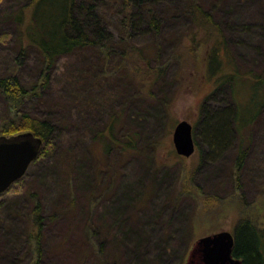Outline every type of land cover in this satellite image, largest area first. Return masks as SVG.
Masks as SVG:
<instances>
[{
	"label": "rangeland",
	"instance_id": "rangeland-1",
	"mask_svg": "<svg viewBox=\"0 0 264 264\" xmlns=\"http://www.w3.org/2000/svg\"><path fill=\"white\" fill-rule=\"evenodd\" d=\"M24 2L0 0V78L17 77L29 91L41 83L38 55L29 48L17 64L18 32L11 17ZM200 3L226 43L221 69L229 72L232 58L240 71L264 81V0ZM163 16L158 33L143 23L129 29L127 38L137 49L153 43L157 48L156 59L143 65L156 71L150 85L130 76L138 65L134 70L125 60L86 49L44 70L50 82L38 95L12 99L0 89V135L4 124L24 111L55 119L44 154L0 193L1 257L26 254L22 244L35 238L29 226L37 210L42 249L29 251L26 259L39 255V264H77L80 257L99 264L98 253L101 261L117 264H184L198 238L232 232L240 218L264 224V108L241 135L233 131L229 144L214 152L202 133L201 107L209 114L227 107L233 100L229 87L212 90L204 76L205 45L187 43L186 16ZM113 32L119 41L121 32ZM238 92L237 99L247 98L246 89ZM115 113L121 118L111 135L134 139L131 152L114 144L104 153L105 140H94L100 135L108 140ZM182 119L193 126L195 151L188 158L176 153L172 140Z\"/></svg>",
	"mask_w": 264,
	"mask_h": 264
},
{
	"label": "trees",
	"instance_id": "trees-1",
	"mask_svg": "<svg viewBox=\"0 0 264 264\" xmlns=\"http://www.w3.org/2000/svg\"><path fill=\"white\" fill-rule=\"evenodd\" d=\"M24 1L11 14L12 19L15 20V31L18 32L17 48L20 51L15 60L20 58L17 63L20 66L23 62L21 61L23 54L29 48H34L38 55L41 83L36 84L28 91L17 77L4 76L0 78V89L12 99L29 94L38 95L45 82L48 84L50 82V75L48 74L47 77L43 75L44 70L53 69L56 62L62 57L86 49L97 51L99 57L110 55L118 62L125 60L129 68L132 66L134 70L135 66L138 65L139 68L136 67L137 72H132L130 76L150 85L153 76L157 77V75L155 70L147 67L150 62L156 59L157 48L153 43L137 49L133 43L130 44L127 41V38H130L129 29L139 27L144 23L145 26L158 33L161 29V23H165L167 19L163 15L167 16L174 12L176 15L183 13L188 19L189 26L187 25L186 29L187 32L190 31L191 33L187 38V43L191 46L193 44L205 45L207 70L204 76L211 81L212 90L217 91L219 87L227 84L233 98L227 107L214 113L209 114L203 109L204 104L201 107L203 111L202 133L212 150L215 152L226 147L231 141L233 131L241 135L242 129L250 126L254 119L262 114L264 81L260 76L252 77V74L240 71L232 58L233 67L231 70L227 72L221 69L223 61L221 62L220 53L222 49L224 50L226 43L219 31V26L213 22L210 11L202 6L200 0ZM112 28L121 32L118 36L119 41H114L115 34ZM262 31L260 45L263 46L264 50V24H262ZM126 33L127 37H124ZM175 54H177L175 58L181 60L179 59L180 53L176 52ZM143 65H147V67L143 68ZM242 87L247 91V98L241 101L237 97L238 91ZM16 118L15 122L8 121L4 124L1 135L10 136L25 131L32 132L43 141V146L38 153V157L42 156L46 146L51 143L50 139L55 128L54 118L50 117L49 114L36 115L28 111L22 112ZM120 118L117 113L112 116L107 129L106 137L108 140L104 139L102 135L99 138H94L98 141L105 140L103 143L104 153L114 144L119 148V151L124 153L131 152L136 146L134 139H120L119 136H117L118 138L112 136ZM244 156L245 150L242 147L237 156L238 166L241 165ZM40 218V213L37 210L31 218L29 226L32 234L35 233V238L33 237V241H25L22 244V249L26 251V254L13 259L4 255L3 257L0 256V264H39L41 262L39 255L37 258L26 259L29 251L40 253L42 249V242L38 238L43 229ZM232 232L234 233L232 255L240 258L243 264H264V224L257 225L249 218H240L236 221ZM63 245V242L59 243V246L62 247ZM102 249L103 244H100L99 252ZM16 251L15 249L14 252L16 253ZM96 257L99 264H117L115 261H101L99 253ZM86 261L85 257L76 259L77 264H85Z\"/></svg>",
	"mask_w": 264,
	"mask_h": 264
},
{
	"label": "water",
	"instance_id": "water-1",
	"mask_svg": "<svg viewBox=\"0 0 264 264\" xmlns=\"http://www.w3.org/2000/svg\"><path fill=\"white\" fill-rule=\"evenodd\" d=\"M172 140L178 155L190 157L195 151L192 124L185 119L178 121ZM42 144V139L30 131L0 135V193L23 176ZM233 246L234 233L231 231L202 236L192 245L184 264H243L240 258L232 255Z\"/></svg>",
	"mask_w": 264,
	"mask_h": 264
}]
</instances>
